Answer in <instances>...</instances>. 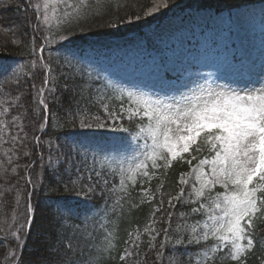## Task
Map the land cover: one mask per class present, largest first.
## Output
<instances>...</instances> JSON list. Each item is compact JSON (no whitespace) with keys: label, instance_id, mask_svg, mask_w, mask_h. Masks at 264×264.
Masks as SVG:
<instances>
[{"label":"snow or ice","instance_id":"1","mask_svg":"<svg viewBox=\"0 0 264 264\" xmlns=\"http://www.w3.org/2000/svg\"><path fill=\"white\" fill-rule=\"evenodd\" d=\"M23 2L27 32L22 34L20 28L0 21V30L11 35V40L0 47L6 51L10 43L14 47L23 44L28 48L26 62L0 63V82H15L20 88L27 84L32 90L30 96L21 92L11 101H0V146L9 145L3 155L17 177L16 183L6 191H14L16 207H23L21 219L14 215L11 223L0 220L3 234L0 245L14 241V247L4 257V264H44L24 259L36 211L34 198L45 187L49 197L59 199L61 193H71L79 198L77 206L65 203L58 209L56 244H59L62 234L72 228L77 219L83 217L87 221L94 207L93 200L103 199L114 191V187H109L106 173L102 174L95 167L87 170L86 180L81 179L83 169L76 166L75 161L80 159L83 164L87 150L94 146L87 132L81 131V138L71 143H61L62 133L56 129L62 125L52 120L54 113L50 105L59 102L57 94L73 92L72 85L77 76L83 74L77 67L80 63L77 50L69 46L73 43V32L69 28L76 25L83 31V22L102 19L105 15H110L103 21L105 26L132 23L142 17L135 11V5L122 16L120 5L101 10V0H95V9L90 0ZM172 2L152 0V6L143 11V16H151ZM11 7L7 0H0V10L7 11ZM21 35L29 36L26 43L19 38ZM230 74L234 77L231 83L213 86L207 80L204 84L192 81L191 85H177L175 94L126 91L109 84L114 98L120 101L118 108L109 103L113 96L101 94L96 102L103 116H89L86 111L71 113L74 129L128 134L115 137L107 147L115 159L112 173L119 176L118 187L122 193L128 195L129 186L135 187L143 177L139 204L133 207L149 204L151 218L142 231L136 228L127 233L124 247L118 253L121 264H148L150 256L154 257L153 264H171L166 250L176 256L181 247L189 264H216L217 253H226V258L234 264H248L249 254L258 244L264 250V239L258 241L255 234V221L264 218V53L258 65L254 60L241 61L239 66L232 67ZM37 78L41 81L39 84ZM159 87L167 89L171 85L162 80ZM180 88L187 90L180 91ZM29 111L30 118L26 115ZM9 116L10 119H5ZM125 122L130 126H125ZM140 139H145L146 143L141 145ZM205 151L207 154H203ZM25 158L23 164L18 163ZM125 161H128L127 167ZM176 162L187 164L189 171L179 173L174 195L164 190L163 182L155 191L144 186L154 177L158 179L161 170L166 173ZM61 166L65 174L74 168L77 178L69 175L67 181L61 178L46 186L45 174L61 175ZM0 169L7 174L3 162ZM21 180L23 188L17 187ZM217 187L222 191H215ZM4 196L5 191H0V197ZM81 203L85 207H79ZM177 205H191V208L188 213L179 214L183 224H176L174 229L172 221ZM197 216H203V221L197 219L188 224V218ZM75 231L73 228V235ZM209 241L213 242L211 246H208ZM64 247L69 259L56 256L47 264H93L91 258H70L77 252L83 256L79 244L74 247L71 240H67ZM115 247L112 233L107 232L103 250L111 254ZM188 248L200 253L203 260L187 253ZM49 249L59 252L55 245H49ZM260 264H264V259Z\"/></svg>","mask_w":264,"mask_h":264},{"label":"trees","instance_id":"2","mask_svg":"<svg viewBox=\"0 0 264 264\" xmlns=\"http://www.w3.org/2000/svg\"><path fill=\"white\" fill-rule=\"evenodd\" d=\"M260 0H173V2L167 7L162 8L160 11L154 13L151 16H143V11L148 7L152 6V0H101V10L105 8H110L116 5H120V15L122 16L129 7L135 5V11L141 13V19L139 21H133L128 23L127 21L119 23L116 26H105L103 24L104 20L110 18V15H105L102 19L97 17L95 19H89L83 22V31H80L76 25H72L69 30L73 32L72 40L73 43L69 45L70 47L77 50V59L80 63L77 65L79 69L82 70V75H78L76 82L72 85L74 88L73 92L68 93H58L60 100L56 104L50 105L54 115L52 120L58 121L61 128H57L56 131L62 133L60 135L61 143L68 142L71 143L74 137L77 135L79 128H73L71 125L72 112H85L86 114L103 116V110L99 103L101 94L108 96L112 90H109V84L106 83V78L102 69L97 66L90 64L87 61L85 54L89 50H93L94 54L102 58L103 53L106 48L113 45L114 41L125 38V37H142L147 27L149 28L153 24H161L168 21L171 18L177 16H183L187 13H192L195 11H202L207 8H212L216 12H220L225 9H236L245 4L259 2ZM7 3L12 5L7 11L0 10V21L4 25L12 24L21 29V33L27 32L25 22L26 14L22 11L24 7L23 0H7ZM93 9L96 8L95 0H90ZM23 42H27L29 39L28 35H21L19 37ZM11 40V35L0 30V45ZM104 48V50H102ZM28 52V48L23 46L14 47L9 43L8 49L5 51L3 47H0V63H11L17 61L24 63L27 60L25 55ZM55 55V54H54ZM75 63V61H73ZM90 73V75H89ZM41 81L37 78L36 83L39 84ZM0 90L3 91L6 96L20 95L23 92L25 95L30 96L31 88L25 84L22 88L18 87L15 82L5 83L0 82ZM114 100V102H113ZM71 101V105H70ZM79 101V104L76 103ZM112 107H117L120 104L119 100L115 98L109 101ZM27 107H31L26 102ZM71 108V111L69 109ZM26 115L31 117V112L29 111ZM27 122V121H26ZM127 126H130L125 122ZM66 133L67 135H64ZM33 133L29 129V135ZM78 137L81 135L78 134ZM207 152L205 151V153ZM202 154V155H203ZM26 158L24 159L25 162ZM196 161H194L195 163ZM76 166L82 167L83 172L81 174V179L86 180L87 170L90 168L87 159L81 162L80 159L75 161ZM97 170L98 168L95 167ZM189 166L185 163H174L173 166L167 170L165 173L163 170L159 173V178H153L150 184L145 183V187H150L153 191L157 186L163 182L164 190L172 193L173 195L177 191L175 187V181L177 180L179 173L184 171L187 172ZM39 168L37 167V171ZM104 174V173H102ZM23 175V171L21 173ZM69 175L73 179H76L75 169L73 168L70 173H63V166H61V175L52 176L50 174H45L44 183L49 185L54 183L59 179L65 181L68 180ZM6 176V175H5ZM12 178V177H11ZM10 177L7 180L11 179ZM33 178L35 179V172L33 173ZM17 179V177H15ZM143 177L138 179V183L135 187L129 186L128 195H125L121 191L114 192L112 194H106L103 199L97 198L91 203L94 206L92 212L89 213V217L85 222L83 217L76 220L75 225L69 228L66 233L61 236V242L56 244L57 236V219L59 217L58 209L65 203L71 204L72 206H77L78 200H73L75 198L71 193L60 194V198L49 197L47 194V187L41 192V194L34 198L33 203L36 206V211L34 213V219L31 225V234L27 240V246L24 249V259L38 260L47 264V262L58 256L61 259H69V256L65 255L66 249L64 247V242L71 240L73 246L75 247L79 244L80 248L83 249V256H80L79 252L71 255V259H81L88 260L91 258L93 264H121L118 259V253L123 249V241L127 239V233L139 228L141 231L146 223L150 220L151 206L147 203L140 205L139 207H133L134 204H139L140 200V181ZM111 185L114 186V178L109 180ZM219 191V190H218ZM165 203H167V197H165ZM79 207H85L84 204H79ZM191 205H177L175 209L176 215L173 218V228L175 229L178 215L180 213H188L190 211ZM23 212V207H18L17 219H21L20 214ZM203 221V216L190 217L188 221L194 222L195 220ZM256 239L259 241L264 239V218H258L256 221ZM103 225V227H101ZM157 226H160L157 224ZM73 228L76 229L75 235H73ZM107 232H111L114 237V243L116 247L109 254L108 251L103 250L104 237ZM3 234L0 233V236ZM146 237H144L145 239ZM213 242L209 241L208 246H211ZM49 245H55L59 249L58 253H54L49 249ZM14 247V241L5 242V244L0 245V264H4V257L8 251ZM143 247V246H142ZM185 249H178L177 255L172 256L170 252L166 250V258L171 261V264H189L188 256L184 255ZM187 253L198 256L199 259L203 260V256L196 252L193 248H188ZM154 257L149 258L148 264H153ZM216 264H234L229 259L226 258V253L216 254ZM261 259H264V250L258 244L256 249L249 254L248 264H260ZM211 264V262H209Z\"/></svg>","mask_w":264,"mask_h":264},{"label":"rangeland","instance_id":"3","mask_svg":"<svg viewBox=\"0 0 264 264\" xmlns=\"http://www.w3.org/2000/svg\"><path fill=\"white\" fill-rule=\"evenodd\" d=\"M261 10L262 7H259L258 12L240 16V21L238 18L235 19L234 24L236 27L234 28V35L232 37L227 36L228 32L233 29L232 26L230 27L231 29L222 31L225 25L224 16L214 18L212 24L216 27L212 31H208L209 29L201 30L196 23V21H200L197 17L190 21L189 17L186 16L184 17L185 19L180 18L168 25L161 26L159 31L157 28L150 30V38L146 37L143 40L137 41L115 42L112 49L109 50H113L114 52L110 59L98 57L97 54H94L93 50H89L85 56L90 64L101 67L106 76L107 83L127 91L175 94L177 85H191L192 81L204 84V81L207 80L213 83V86H215V83H231L234 79L230 74L231 69L233 66H239L240 62H233L229 58V55L233 54L230 52H236L241 57V61L248 62L254 60L257 65L260 62L262 53H264V12ZM215 21L218 24H215ZM193 25L196 26L194 30L191 29ZM216 28H219V33H216ZM218 34L222 35V37L215 47L214 43L211 42ZM194 35H197L201 40L203 38V47L194 49L195 45H188V39L191 36L194 38ZM157 40L164 48L160 50L161 52L156 50L158 47L156 45ZM145 42L152 44L150 46L153 47V50L147 52L146 56H143V50L140 49V46ZM231 43H235L236 45L233 50L224 48V44L230 45ZM219 50L223 52L222 55L217 54ZM201 52L204 56L200 59L198 69H194L191 63L198 59ZM185 68H187V71ZM218 68L220 71L217 70ZM167 74L179 75L180 77L179 79H170ZM162 80L167 81L171 87L160 89L159 85ZM233 87H235L234 84ZM179 90L186 91L187 89L180 88ZM12 98V96H6L0 90V101H11ZM5 119H10V116L5 117ZM82 131H86L87 135L94 141L93 148L88 151L91 161L98 164L100 168L107 167L108 170L112 171V167L115 166V159L107 151V147L113 142L115 137L126 136L128 134L97 129ZM76 137L78 138V136H75L74 139ZM139 143L144 145L146 140L140 139ZM147 143H150V141H147ZM95 145L99 147H95ZM8 147V144L0 146V162H3L4 167L7 169V174L0 169V191H5V196L0 197V220L11 223L12 217L14 215L17 217L18 215V207L15 205V192L6 191L11 184L16 183V174L11 172V168L6 163V157L3 155V150ZM18 163L23 164L24 159H21ZM124 163L125 167H127L128 161ZM18 172L21 175L22 170L18 169ZM8 177L12 178L7 180ZM115 180L118 183L113 185L119 189V179ZM23 186L24 182L21 180L17 187L23 188ZM114 190L116 191V189ZM78 199L75 197L73 200ZM179 220L181 221L178 223L183 224V220L181 218Z\"/></svg>","mask_w":264,"mask_h":264}]
</instances>
